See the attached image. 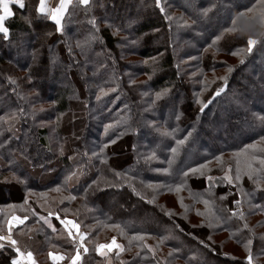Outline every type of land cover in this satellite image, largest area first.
Segmentation results:
<instances>
[{"label": "trees", "instance_id": "1", "mask_svg": "<svg viewBox=\"0 0 264 264\" xmlns=\"http://www.w3.org/2000/svg\"><path fill=\"white\" fill-rule=\"evenodd\" d=\"M117 1L70 6L63 33L35 11L39 0H25L23 10L12 6L15 15L5 21L10 37L0 34V222L9 205L28 215L13 235L37 264H53L50 251L67 257L74 250L55 217L56 231L40 220L49 209L88 232L81 264H105L95 244L113 236L124 250L111 255L112 264H248L249 239L253 264H264V180L259 189L247 175L239 187L222 181L209 187L204 177L190 175L176 190L189 167L208 161L205 175L221 177L231 164L234 174L245 146L255 145L247 152L256 155L264 149V43L248 53L246 32L224 31L256 0H161L165 13L155 0H133L134 7L112 15ZM57 3L51 0L52 7ZM93 17L99 31L89 23ZM245 27L262 38L255 21L241 18L237 28ZM218 88L224 90L216 96ZM198 100L207 104L202 112ZM189 130L173 158L176 141ZM110 139L116 143L94 156ZM236 199L243 219L232 215ZM13 255L10 247L0 249V264Z\"/></svg>", "mask_w": 264, "mask_h": 264}, {"label": "snow or ice", "instance_id": "2", "mask_svg": "<svg viewBox=\"0 0 264 264\" xmlns=\"http://www.w3.org/2000/svg\"><path fill=\"white\" fill-rule=\"evenodd\" d=\"M10 4H16L18 7L23 10L26 7L25 0H0V34H2L3 39L7 41L10 37V29L6 26L5 21L7 18H11L15 15V13L12 11ZM156 6L160 9L161 13H165V8L161 4V0H155ZM89 6L90 0H58V3L55 7L50 6L47 3V0H39L38 5L35 8V11L44 17H46L48 20L54 22L56 31L58 33H63L64 31V20H65V14L68 12V9L70 6L76 7V6ZM209 11V9H204L203 13L206 14ZM166 19H171L170 17H167L165 14ZM243 18V20L248 23L249 25L251 22L255 21L260 25L262 29H264V0H256V3L251 4L250 7L244 6V10L242 12L237 13L235 17L232 19V26L229 28H226L225 32H235L237 30L241 32L247 33V47L245 49L246 52L251 53L254 49V47L258 43H264V31L260 33L261 39L253 38V35L251 34L250 27L245 28H237L238 22ZM22 19L27 22L31 23V19L28 16L22 17ZM89 23L92 25L93 29L95 31H99L97 27V21L95 17H93ZM111 26V25H110ZM187 26V24H185ZM94 35L92 39H94ZM220 39V36L215 37L213 40V44L216 43ZM236 54V53H234ZM35 58V57H34ZM155 60V58H152ZM243 62V60L241 61ZM147 63V61H145ZM231 71V69H229ZM11 80V78H9ZM222 79L226 80V77H223ZM12 83H15V81H11ZM224 89L218 88L214 95L218 96ZM168 93V89H164L160 92L155 93L156 100H159L162 96L166 95ZM99 99V97H97ZM155 103V101H153ZM197 103L201 104L200 111L202 112L205 107H207V104H204L202 101H197ZM211 103V101H209ZM15 114H13L14 116ZM63 115V114H61ZM75 117H73L74 119ZM5 118L0 117V121H3ZM179 119V117H177ZM260 121L262 124H264V116H261ZM110 127V125H105V130ZM175 130H173L174 132ZM164 135H172V132L165 131L163 133ZM191 130H189L188 135L184 137L182 140H177L176 144L177 147L173 148L171 151L173 153V158L178 150V147L180 145H183L186 140H188L189 136H191ZM118 139V137H117ZM260 142L264 143V137L260 138ZM116 143V140L110 139L108 141V144H105L100 147V152L94 153L93 155H104V149L108 147L110 144ZM135 148V145H133ZM249 148H255V145H247L245 146V150L241 153L236 154V164H235V172L233 174V168L231 164L227 165V168L225 169L223 175L221 177H213L210 175H205V169L208 161H205L204 164H197L194 167H189L186 172L182 173V180L183 183L178 184L176 186V190L179 191L181 187H183L186 184V181L188 177L191 175L196 178L204 177L209 182V187H211L213 184L217 183L218 181H222L224 183H227L229 185H236L239 187L241 180L245 175L250 180H253V182L256 184L257 189L261 187V180H264V149H259L261 152V155H256L253 153H248L247 149ZM243 157V159H241ZM156 155L155 152L151 154V157L149 159H155ZM71 159V157H70ZM217 162L223 163L221 156H215L213 157ZM103 162V161H102ZM169 163H171V159L169 160ZM257 163L259 166H257ZM9 166L15 167L14 162L9 159L8 161ZM157 171H160L159 169ZM162 171L167 172L168 169H163ZM75 173H70L68 177L65 179L68 180L72 176H74ZM117 177H120V173H115ZM12 179L16 180L19 183H23L22 180H20L19 177L15 176L13 173ZM4 180L7 182L9 180V177H4ZM93 185H96L97 188H99V184L97 181L92 182ZM109 186H115V185H109ZM90 188L92 185L89 186ZM57 191H59V186H57ZM103 191V189H100ZM133 191L136 195H141L139 192H136L135 188L133 187ZM243 196H247L248 194H242ZM227 194H222L220 199H226ZM68 199H75L74 196L68 197ZM150 203L154 201H149ZM28 200L25 198L24 205H27ZM181 203H183V200L181 198ZM205 205H207L209 202L204 201ZM242 200L236 199L233 201V204L237 207L235 209H232V215L233 216H239L241 219L244 218L243 211L239 210V206L241 205ZM15 205H9V211L4 213L5 219L3 222H0V249H5L6 247H10L15 255L12 256L10 264H36V260L33 257L32 251L29 250H22L19 242L17 239L14 238L13 235V229L18 225H24L25 222L28 220V215L25 214L23 216L16 215L15 212ZM23 207V206H21ZM256 207H260L257 205ZM65 213H67V209L63 210ZM2 212V210H0ZM33 215H36L35 211L33 210ZM166 215H172L171 212L166 213ZM55 217L59 223L63 226V229L66 232L67 238L70 240L71 244L74 246L73 252H70L67 257L65 255H62L59 252L50 251L48 253L49 258L53 261V264H59L61 261L67 260V264H81L83 254L89 252V248L85 244V237L88 235V232L81 231V225L76 222L74 219H69L68 216L65 214L63 218H61L60 212L55 211L52 209H49L46 216H40V220L43 221L45 225H47L49 228H52L53 231H56L55 227L51 223V218ZM212 220L209 219V227H212ZM112 227L116 228L120 235H124L123 229H120L119 225H112ZM175 227L179 228V225H176ZM244 227L247 228V223L244 224ZM31 231V229H29ZM191 235V233H189ZM141 242H143V236L138 237ZM211 239V237H209ZM162 242V240H161ZM201 244H204V241H200ZM252 240L249 239L246 242L245 247L248 249V256L247 261L248 264H253V255L251 251ZM145 247H148L149 250L154 252V249L151 248L149 245H143ZM113 249H118L119 251H123V245L119 244L117 242V239L115 236L111 238V241L109 243H96L95 244V251L98 252L102 256H107L108 252L112 251ZM119 252H117V255ZM171 255V253H169ZM225 255H227L225 253ZM159 264V262H157Z\"/></svg>", "mask_w": 264, "mask_h": 264}, {"label": "rangeland", "instance_id": "3", "mask_svg": "<svg viewBox=\"0 0 264 264\" xmlns=\"http://www.w3.org/2000/svg\"><path fill=\"white\" fill-rule=\"evenodd\" d=\"M185 4L187 5V8L191 11L189 3L186 2ZM125 6H127V7H125ZM134 6H135V4H134L133 0H119V1H117V7L116 8H111V10H109V13L112 14V15H115L119 11V8H124L125 7V9L126 8L129 9L130 7H134ZM206 25H207V27H205ZM202 27L205 28V29H211V26H208V24H204ZM199 39L200 38H198V40ZM232 112H233V110L232 111H228V113H230V115H232ZM219 126H220L219 123H217L215 128H214V130L216 131ZM243 128L246 130V126H244ZM231 140H233V139H231ZM38 159H41V157L38 156ZM110 203H111V201H110ZM69 219H71V218H69ZM109 242H107V243H109ZM117 242L119 244H121L118 240H117ZM117 252L120 253L121 251H119L118 249H113L112 251L108 252L107 256H102L98 252H96V253L99 256H101V257L106 259L105 260V264H112L111 263L112 262L111 255H117Z\"/></svg>", "mask_w": 264, "mask_h": 264}, {"label": "crops", "instance_id": "4", "mask_svg": "<svg viewBox=\"0 0 264 264\" xmlns=\"http://www.w3.org/2000/svg\"><path fill=\"white\" fill-rule=\"evenodd\" d=\"M47 3L51 6V0H47ZM13 5H16V4H10V7L12 8ZM18 6V5H16ZM53 262V261H52ZM37 264V263H36Z\"/></svg>", "mask_w": 264, "mask_h": 264}]
</instances>
